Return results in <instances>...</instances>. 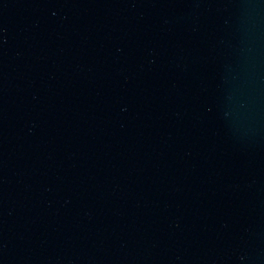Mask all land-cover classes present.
I'll return each instance as SVG.
<instances>
[{
  "label": "water",
  "instance_id": "obj_1",
  "mask_svg": "<svg viewBox=\"0 0 264 264\" xmlns=\"http://www.w3.org/2000/svg\"><path fill=\"white\" fill-rule=\"evenodd\" d=\"M0 264H264V0H0Z\"/></svg>",
  "mask_w": 264,
  "mask_h": 264
}]
</instances>
